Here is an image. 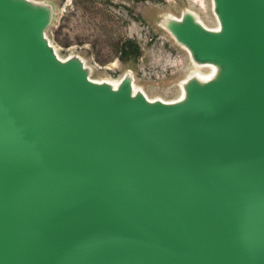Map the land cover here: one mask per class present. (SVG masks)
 Segmentation results:
<instances>
[{"label": "water", "instance_id": "obj_1", "mask_svg": "<svg viewBox=\"0 0 264 264\" xmlns=\"http://www.w3.org/2000/svg\"><path fill=\"white\" fill-rule=\"evenodd\" d=\"M209 2L160 19L198 68L166 101L0 0V264H264V0Z\"/></svg>", "mask_w": 264, "mask_h": 264}, {"label": "rangeland", "instance_id": "obj_2", "mask_svg": "<svg viewBox=\"0 0 264 264\" xmlns=\"http://www.w3.org/2000/svg\"><path fill=\"white\" fill-rule=\"evenodd\" d=\"M37 1L55 5L47 37L60 57L81 56L93 69L92 79L98 81H118L132 70L135 85L151 99H178L181 83L198 69L161 28V17H179L190 9L208 27H215L209 0ZM126 41L136 43L139 54L123 63L119 50Z\"/></svg>", "mask_w": 264, "mask_h": 264}, {"label": "trees", "instance_id": "obj_3", "mask_svg": "<svg viewBox=\"0 0 264 264\" xmlns=\"http://www.w3.org/2000/svg\"><path fill=\"white\" fill-rule=\"evenodd\" d=\"M119 59L123 63H127L139 54V48L136 43L126 41L119 50Z\"/></svg>", "mask_w": 264, "mask_h": 264}, {"label": "bare ground", "instance_id": "obj_4", "mask_svg": "<svg viewBox=\"0 0 264 264\" xmlns=\"http://www.w3.org/2000/svg\"><path fill=\"white\" fill-rule=\"evenodd\" d=\"M200 9L202 10V9H203V7L201 6V7H200ZM199 74H200V76H201V77H204V78H208V77L210 76V74H209V75H207V74L200 73V72H199Z\"/></svg>", "mask_w": 264, "mask_h": 264}]
</instances>
